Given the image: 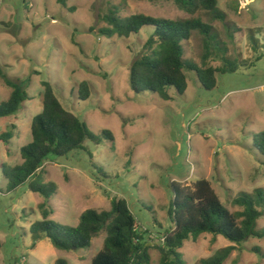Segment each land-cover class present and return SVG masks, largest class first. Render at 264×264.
Segmentation results:
<instances>
[{
	"label": "rangeland",
	"instance_id": "1",
	"mask_svg": "<svg viewBox=\"0 0 264 264\" xmlns=\"http://www.w3.org/2000/svg\"><path fill=\"white\" fill-rule=\"evenodd\" d=\"M60 2L0 0V67L12 80L29 81L23 111L0 119V135L17 126L11 154L0 142V264H91L107 237L102 232L89 248L71 251L56 249L48 239L36 240L31 226L43 219V197L28 185L8 191L3 171L23 163L21 149L32 142L33 119L43 110L42 81L52 83L65 109L91 132L114 136L98 146L88 143L92 158L76 152L45 163V183L57 185L50 199L55 223L77 226L86 210L108 211L112 198L124 199L145 242L159 246L173 226L174 184L191 188L200 180L210 182L231 212H241L234 200L264 189V156L253 139L264 132V0H219L225 21L206 11L191 15L169 0ZM115 7L122 18L199 19L210 26L215 37L209 46L194 31L184 49L185 58L198 67L226 71L218 74L216 89L207 91L188 72L186 93H173L170 101L138 94L130 68L143 54L151 28L128 39L101 35L107 27L103 18ZM82 82L91 86L86 101L78 96ZM11 92L0 78V105ZM258 227L264 229V217ZM230 246L221 236L204 234L187 241L180 252L186 264H200ZM150 254L152 264H160L157 247ZM224 264H264V239L236 246Z\"/></svg>",
	"mask_w": 264,
	"mask_h": 264
},
{
	"label": "trees",
	"instance_id": "2",
	"mask_svg": "<svg viewBox=\"0 0 264 264\" xmlns=\"http://www.w3.org/2000/svg\"><path fill=\"white\" fill-rule=\"evenodd\" d=\"M60 1L65 5L64 0ZM169 1L191 15L206 11L213 15V19H226L218 11L219 0ZM103 19L107 27L100 33L110 38L117 35L128 39L151 28L143 54L130 68L132 88L138 94L151 93L164 101H170L173 93H186L188 72H194L202 81L203 88L212 91L218 86V74L226 72L213 67H198L185 58L184 43L191 40L194 31L205 36V46H209L210 40L215 37L211 35V27L199 19L172 21L143 14L122 18L116 7ZM207 58L208 53L204 55L203 61L206 62ZM229 70L234 72L235 69ZM0 78L12 91L9 99L0 105V119L16 117L29 99V81L12 80L1 67ZM41 84L43 110L33 119L32 142L21 149L23 163L3 171L9 181V192L28 185L30 191L39 193L44 199L39 205L43 219L31 226V233L36 240L48 239L60 251L80 250L89 248L92 241L105 232L107 237L104 248L93 258L91 264H152L150 250L154 247L160 251V264H186L180 252L185 243L210 234L214 237L221 236L234 246L219 250L200 264H224L232 251L236 250V246H242L251 238L264 239V229L258 227L259 220L264 217V189L258 188L250 194L242 193L234 200V205L243 210L233 213L221 202L207 180H200L191 188L174 184L175 197L169 210L173 226L159 246L145 242V232H141L136 217L124 199L112 198L108 211L86 210L77 226L55 223L51 220L54 210L50 199L57 193V185L45 183V163L51 157L67 158L76 152H84L92 158L93 154L87 144L98 146L106 139L114 141V136L110 131H103L101 135L91 132L77 115L65 109L51 82L42 81ZM78 96L83 101L90 98L89 82L79 85ZM16 129L17 126L12 124L0 135V142L4 144L8 154H11V140ZM253 139L264 156V132L255 133ZM56 264L67 262L58 260Z\"/></svg>",
	"mask_w": 264,
	"mask_h": 264
},
{
	"label": "water",
	"instance_id": "3",
	"mask_svg": "<svg viewBox=\"0 0 264 264\" xmlns=\"http://www.w3.org/2000/svg\"><path fill=\"white\" fill-rule=\"evenodd\" d=\"M76 250V249H75Z\"/></svg>",
	"mask_w": 264,
	"mask_h": 264
}]
</instances>
